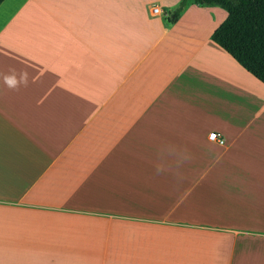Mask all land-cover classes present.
I'll return each instance as SVG.
<instances>
[{
  "label": "crops",
  "instance_id": "obj_1",
  "mask_svg": "<svg viewBox=\"0 0 264 264\" xmlns=\"http://www.w3.org/2000/svg\"><path fill=\"white\" fill-rule=\"evenodd\" d=\"M180 1L0 3V264H264V84Z\"/></svg>",
  "mask_w": 264,
  "mask_h": 264
},
{
  "label": "trees",
  "instance_id": "obj_2",
  "mask_svg": "<svg viewBox=\"0 0 264 264\" xmlns=\"http://www.w3.org/2000/svg\"><path fill=\"white\" fill-rule=\"evenodd\" d=\"M193 1L226 12L225 19L211 33L210 40L264 84V0ZM184 2L180 1L172 13L173 18L178 15Z\"/></svg>",
  "mask_w": 264,
  "mask_h": 264
},
{
  "label": "built area",
  "instance_id": "obj_3",
  "mask_svg": "<svg viewBox=\"0 0 264 264\" xmlns=\"http://www.w3.org/2000/svg\"><path fill=\"white\" fill-rule=\"evenodd\" d=\"M158 12H159V8H158V7H155V6H154V7L151 8V13H152L153 15L158 14ZM207 138H208L209 140H211V141H215V142H217V143H221V142H222V139L219 138V136H218L215 132H211V133H209L208 136H207Z\"/></svg>",
  "mask_w": 264,
  "mask_h": 264
},
{
  "label": "clouds",
  "instance_id": "obj_4",
  "mask_svg": "<svg viewBox=\"0 0 264 264\" xmlns=\"http://www.w3.org/2000/svg\"><path fill=\"white\" fill-rule=\"evenodd\" d=\"M25 75H26V73H25ZM5 84L9 88H15L16 87V84H17V81H16L15 77L6 76L5 77Z\"/></svg>",
  "mask_w": 264,
  "mask_h": 264
}]
</instances>
